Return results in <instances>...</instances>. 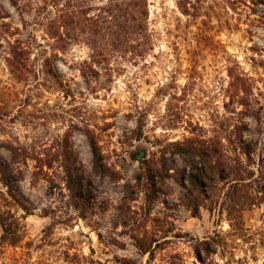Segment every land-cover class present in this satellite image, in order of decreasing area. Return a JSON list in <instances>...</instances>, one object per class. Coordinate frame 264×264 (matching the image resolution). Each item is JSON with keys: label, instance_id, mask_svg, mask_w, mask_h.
<instances>
[{"label": "rangeland", "instance_id": "rangeland-1", "mask_svg": "<svg viewBox=\"0 0 264 264\" xmlns=\"http://www.w3.org/2000/svg\"><path fill=\"white\" fill-rule=\"evenodd\" d=\"M186 1L188 14L177 4ZM138 9L135 0H0V159L10 161L2 145L27 155L15 186L33 209L12 204L0 183V211L22 225L16 246L0 245V264H264V199L232 231L218 211L193 216L173 178L152 201L125 187L143 160L168 159L170 173L185 164L163 154L169 142L233 138L234 123L264 170V0H145L137 42ZM87 131L110 175L93 169ZM70 149L78 209L61 167ZM216 233L224 248L199 261L194 249Z\"/></svg>", "mask_w": 264, "mask_h": 264}, {"label": "trees", "instance_id": "trees-1", "mask_svg": "<svg viewBox=\"0 0 264 264\" xmlns=\"http://www.w3.org/2000/svg\"><path fill=\"white\" fill-rule=\"evenodd\" d=\"M144 1L135 0V5L139 9L131 14L133 34L137 42L145 37L143 31L146 28L147 12L141 9ZM10 2L16 5V0H10ZM177 4L184 14H188L187 1L183 5ZM107 28L111 30L110 32L107 29V33L112 36V28ZM148 40H151L149 36ZM137 52L141 54L143 48H138ZM48 72L52 74V68ZM232 126L233 138L224 139V137L217 136L204 138L193 134L181 141L169 142L163 154L168 153L172 157H179L184 160L185 164L170 173L169 170L172 167L166 164L168 159L161 160V164L143 160L144 168L137 174L135 183L126 185V189L140 188L145 194L146 201H152L163 193L165 178H173L184 188L186 197L182 199V204L190 210L193 216L198 215L201 208L218 211L221 215H225L232 231L242 229L243 211L258 205L264 199V170L255 163L252 157L255 148L244 137L245 125L234 123ZM86 136L92 154L93 169L101 175H110L96 139L89 131ZM2 147L9 152L10 161L0 159V183L5 188L10 202L25 214H31L33 210L31 205L15 186V181L21 175L19 166L25 164L27 155L18 153L10 145H2ZM76 161L72 150H65L61 164L64 181L69 191L71 204L78 209L84 198V192L81 181L76 175ZM0 227L2 229L0 245L16 246L20 242L22 225L12 213L7 210L0 211ZM217 237H220L218 233L201 242L208 247L194 249L195 257L199 261L203 262V253H217L218 249L224 248V244ZM136 246L139 250L149 252V255L152 254L148 247L144 248L137 241Z\"/></svg>", "mask_w": 264, "mask_h": 264}, {"label": "water", "instance_id": "water-1", "mask_svg": "<svg viewBox=\"0 0 264 264\" xmlns=\"http://www.w3.org/2000/svg\"><path fill=\"white\" fill-rule=\"evenodd\" d=\"M144 155H145V151L144 150H140L139 151V155H137L135 159L136 160H141L142 157H144Z\"/></svg>", "mask_w": 264, "mask_h": 264}]
</instances>
